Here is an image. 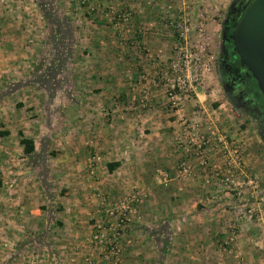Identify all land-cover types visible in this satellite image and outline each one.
Here are the masks:
<instances>
[{
    "label": "crops",
    "instance_id": "1",
    "mask_svg": "<svg viewBox=\"0 0 264 264\" xmlns=\"http://www.w3.org/2000/svg\"><path fill=\"white\" fill-rule=\"evenodd\" d=\"M29 7L26 6L27 9ZM18 12L12 4L11 15ZM8 16L5 18L8 19ZM13 18L12 23L8 20V25H4L7 32L12 31V35L23 24L28 25L26 29L29 32L32 27L34 30L37 27L32 24L34 22L31 20H35L33 17L26 16L31 21L26 23ZM36 21L41 26V22L37 19ZM74 24L73 19L72 25ZM72 34L76 40L75 28ZM19 36L17 33L16 37ZM26 37L30 41L27 42L25 52H29L26 56L31 61H36L34 58L39 57L40 50L44 49L42 38L36 30ZM70 38L72 41L73 38ZM12 43L13 39L10 37L3 41L4 45ZM59 45L62 44H58L56 52L57 55L60 54L59 61L62 62L66 57L63 45L61 48ZM17 57H4L0 54L2 74L17 77H22L24 73L26 75L18 66L13 68ZM122 58L129 59V55L124 53ZM63 65L65 66L64 63ZM33 69L35 68L27 70L29 75L32 71L35 75ZM23 86L30 89V94L26 96L30 105L38 107L43 103L48 107L50 97L47 87L42 84L31 86L27 82ZM127 89L128 87H121L120 90L121 98L125 100L135 95L137 88L133 92ZM18 90L0 86V102H4L11 95L10 99H13ZM91 92L93 93L89 95L87 103L79 101V97L73 94L72 106L77 116L74 115L72 119L76 127L67 135L61 131H55V135H51V140L55 138L57 149L51 160L47 151V158L43 159L46 146L44 136L50 132L49 119L45 120V115L35 122L26 117L2 116L0 264H87L85 259L90 254L96 255L90 241L94 224L107 220L102 201L91 202L88 194L98 189L106 196L108 200L105 204H108L116 200L123 191L133 187H140L147 198H142L134 208V217L138 215L136 223L124 235V258L128 262V257L133 258L136 255L135 258L142 259L143 264H239L233 252L235 249L230 248V252L223 251L224 246L220 241H228L231 234H234L230 223L237 217L244 200H233L231 192L218 190L213 184H205L206 178L212 175L214 169L226 167L227 151L219 145L210 146L211 158L207 170L199 166L196 157L191 156L193 174L187 178H178L176 167L183 148L176 146L172 134L177 128L174 119H168L161 109L146 111L141 110L140 106L132 108L130 102L125 100L122 103L108 102L116 92L112 86L108 87L106 84L99 85ZM64 94L65 92H57L56 100L60 99L57 107L59 102L64 104ZM197 95L201 100L202 97L198 93ZM25 99L17 98L16 105L26 107ZM86 129L95 140L93 156H101L92 168L86 165L89 157L84 146ZM20 132L34 139L35 152L32 156L25 153L24 146L20 143ZM231 135L230 143L234 146L239 144L242 157V165L236 173L246 179L253 175L250 167H255L258 160V148L252 147V140L246 134L235 132ZM110 165L113 166L112 169ZM162 169L170 177L166 186L160 175ZM48 170L56 175L58 184H54V187L44 184L50 174ZM44 173L45 181V176H42ZM48 188H56L58 192L56 199L59 204L54 208L55 211L50 208V203H55V192L52 193ZM247 190L251 193L252 187L245 186V191ZM262 190L264 201V184ZM251 198L253 197L248 198L249 203ZM250 220L247 217L246 227L249 230L257 229V225H254L256 223ZM258 224L264 231V224ZM249 230L245 227L241 230L238 240H232L235 241L233 247L243 251L248 261L245 264H263L257 257L259 252L263 253L262 250L257 249L254 243L247 244V238L243 237L252 231ZM167 237L170 244L164 246L163 240Z\"/></svg>",
    "mask_w": 264,
    "mask_h": 264
},
{
    "label": "rangeland",
    "instance_id": "2",
    "mask_svg": "<svg viewBox=\"0 0 264 264\" xmlns=\"http://www.w3.org/2000/svg\"><path fill=\"white\" fill-rule=\"evenodd\" d=\"M230 1L7 0L2 2L0 0V54L4 57L8 55L18 56L13 68L18 66L20 71L26 72V75L24 73L22 77L8 76L6 73L2 74L3 68L0 66V86L19 89L15 92L13 99H10L11 95L6 97L4 102H0V120L2 116H6V118L17 116L18 118L26 117L35 122L36 119L39 120L45 115V120L49 119L50 128L48 130L50 132L44 136L46 146L43 159L47 158L45 157V151H47L48 158L51 160L57 152L55 138L51 140V135H55V131H61L67 135L76 127L72 119L74 115L77 116L72 106L73 94L79 97V101L82 100L87 103L89 95L93 93L91 91L101 84H106L108 87L112 86L116 92L111 93L108 102L122 103L125 100L120 95L121 87L125 89L128 87L127 90L130 89L132 92L134 88H137L135 95H131L125 100L130 102L132 108L140 106L141 110L146 111H153L155 108L161 109L168 119H174L177 128L175 129L173 126L175 131L172 134H174L176 146L179 145V137L184 138V135L189 134L188 130H190L189 136L194 133L195 137L201 138L210 135L209 127L217 128L229 142L232 138L230 137L231 134L235 132L246 134V137H250L252 140V147L258 148L256 150L258 160L255 167H250L253 175H249L255 180L258 187L255 197L250 199V203L248 198L252 196V190L251 193L248 190L245 191V187L240 199L244 200L243 206L241 205L242 208L246 203L254 207V215L250 217V221L256 223L253 224L257 225V229L249 230L246 227L248 216L240 213L230 223V229L234 233L231 236H234L235 241L238 240V234L244 227L247 231L252 230L249 234H244L243 237L247 238L245 239L247 244L254 243L257 249L262 250L263 253L259 252L257 257L264 264V231L258 224L261 222L264 224V220L258 221L256 219L261 212L264 214V201L262 200L264 142L252 121L235 109L226 97L215 67L220 23ZM12 4L22 15L19 14L18 17V13L11 15ZM26 6H30V9H27ZM7 16L8 19L5 18ZM26 16L35 18L31 21L34 22L32 23L34 26H37L35 30L43 42L44 49L43 51L40 50L39 57L34 58L36 61H31V58L26 56L29 51L25 52L26 46H28L27 42L30 43L26 36L27 34L32 35L35 32L34 28L32 27L31 32H29L26 29L28 25L23 24L22 27H19L18 32L12 35V31L7 32L6 27H4V25H8L6 21L10 20L12 23L13 17L14 20H21V22H31L30 18H26ZM36 19L41 22V26L37 24ZM73 19L74 26L72 25ZM74 28L77 33L76 40L72 34ZM17 33L20 34L19 37H16ZM9 37L13 39V43L4 45L3 41ZM70 37L73 38L72 41ZM60 43L63 45L62 49L66 57L63 67L61 66L62 62L59 61L60 54L57 55L56 52V47ZM62 45H59V48ZM124 53L129 55V59L122 58ZM52 59H54L53 62ZM33 67L36 73L33 75L34 72L32 71L29 75L30 72L27 70ZM50 69H52V74L47 75L51 71ZM57 72L59 74H56ZM45 76L46 79H44ZM25 82L31 86L42 84L47 87L50 97L47 104L48 107H52L48 108L43 103L42 105L39 104L38 107L30 105L28 97H26L30 94V89L23 86ZM57 92H65L66 97L64 104L59 102V107L57 104L60 99L56 100L58 99L56 97ZM197 93L202 97L201 100ZM20 97L27 98L25 99L26 107L16 105V100ZM44 99L45 96L43 95V101H45ZM15 111L17 115H15ZM51 114L54 115V118ZM61 118L64 120L61 121ZM193 126L194 130L192 129ZM84 133V146L89 154L86 165L92 168L96 164L90 166V159L93 157L94 149H96L95 140L90 136L88 130ZM235 145L239 146L238 143ZM162 171L165 170L162 169ZM48 172L50 174H48L47 181H45V173L42 174L43 177L45 176L44 184L47 186L50 184L54 187V184H58L56 175L50 170ZM238 178L243 181L249 177L244 179L238 176ZM163 182L165 183L164 179ZM139 188L133 187L123 191L116 200L114 199L108 204H105L108 199L100 190H92L88 194V199L91 202L92 200L102 201L103 211L107 215V220L95 222L92 234L98 223H110L107 208L115 206L120 200L131 195H136V199L130 203L131 219L122 231V252L119 259L107 257L105 253H102L101 249L91 241V234L90 241L96 255L90 254L85 259L86 261L84 260L85 263L143 264L142 259L137 260L135 258L136 255L133 258L128 257L130 260L128 262L124 258L123 244L127 229L136 223L138 215L134 217V208L141 201H137V196L147 198V195ZM48 190L52 193L55 192L53 194L55 203H50V208L55 211L54 208L59 204L56 199L58 192L56 188L53 190L48 188ZM65 190L67 191V189ZM229 192L232 193L233 200L238 198L237 194L234 193L235 191ZM234 225L236 226L235 229H233ZM163 241H165L163 242L165 243L164 246L170 244L168 237ZM234 242L221 240L220 243L225 247V249L222 247V250L230 252V248H234L235 251L233 252L238 263L245 264V261L248 263L243 251L233 247ZM123 258L125 262H123Z\"/></svg>",
    "mask_w": 264,
    "mask_h": 264
},
{
    "label": "built area",
    "instance_id": "3",
    "mask_svg": "<svg viewBox=\"0 0 264 264\" xmlns=\"http://www.w3.org/2000/svg\"><path fill=\"white\" fill-rule=\"evenodd\" d=\"M1 1L3 2L7 0ZM192 129L194 130V126ZM209 131L210 135L208 137L202 136L201 138H197L193 135L194 133L189 136L190 130H188L189 134L184 135V138L179 137L178 147H182L184 152L176 167L177 177L187 178L193 174L194 167L191 164V156L196 157L199 166L207 170L210 166V146L219 145L227 151L226 167L214 169L212 175L206 178L205 184H213L218 190L235 191L234 193L237 194L239 199L243 193L242 191L244 190V187L249 185L252 187V197H255L257 191L256 188L258 187V185L255 184V180L249 177L247 180L241 181L236 173L242 164L239 146L230 144L226 136L219 129L209 127ZM100 159L101 157L99 155H94L90 159V166H93ZM160 174L163 176L166 183L170 178L168 172L161 171ZM142 198L143 196H137V201H140ZM135 199L136 195H131L120 200L115 206L107 208V212L110 215V223H98L96 225L91 241L98 246L101 249V252L105 253L107 257L119 259V255H121L122 231L131 219L130 203ZM239 213L241 215H247L249 218L253 217L254 207L246 203L243 208L241 207ZM256 219L258 221H263L264 214L261 212L257 215ZM235 227L236 226L234 225L233 229H235ZM229 239L233 240L234 238L231 236Z\"/></svg>",
    "mask_w": 264,
    "mask_h": 264
},
{
    "label": "flooded vegetation",
    "instance_id": "4",
    "mask_svg": "<svg viewBox=\"0 0 264 264\" xmlns=\"http://www.w3.org/2000/svg\"><path fill=\"white\" fill-rule=\"evenodd\" d=\"M247 1L231 0L222 16L215 67L226 97L252 121L264 142V96L251 72L241 64L231 36Z\"/></svg>",
    "mask_w": 264,
    "mask_h": 264
},
{
    "label": "water",
    "instance_id": "5",
    "mask_svg": "<svg viewBox=\"0 0 264 264\" xmlns=\"http://www.w3.org/2000/svg\"><path fill=\"white\" fill-rule=\"evenodd\" d=\"M231 36L241 64L251 72L264 96V0L248 1Z\"/></svg>",
    "mask_w": 264,
    "mask_h": 264
},
{
    "label": "trees",
    "instance_id": "6",
    "mask_svg": "<svg viewBox=\"0 0 264 264\" xmlns=\"http://www.w3.org/2000/svg\"><path fill=\"white\" fill-rule=\"evenodd\" d=\"M41 5V4H40ZM43 11H45L44 9H43ZM46 16H47V14H46ZM54 61V59H52V62ZM66 62V59H64L63 61H62V65H63V63H65ZM61 65V66H62ZM64 66V65H63ZM51 71L50 72H48L47 73V75H51L52 74V69H50ZM42 75V74H41ZM44 79H46V76H45V78ZM258 85V84H257ZM20 135H21V138H20V143L24 146V151H25V153L26 154H28V155H30V156H32L33 155V153L35 152V141H34V139L33 138H29V137H26V136H24L21 132H20ZM113 168V166H111L110 165V169H112Z\"/></svg>",
    "mask_w": 264,
    "mask_h": 264
}]
</instances>
